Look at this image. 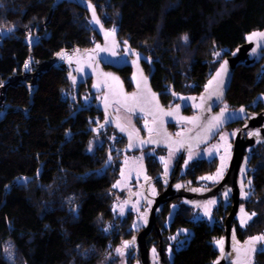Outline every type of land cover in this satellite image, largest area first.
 <instances>
[{"label":"trees","instance_id":"trees-1","mask_svg":"<svg viewBox=\"0 0 264 264\" xmlns=\"http://www.w3.org/2000/svg\"><path fill=\"white\" fill-rule=\"evenodd\" d=\"M91 1L108 29L115 26L118 37L151 58L156 69L153 84L161 86L168 81L179 91L186 87L185 78L191 82L192 92L202 91L216 67L209 63L214 51L221 50L224 57L244 42L246 33L264 28V0ZM51 2L0 0V26L9 23V30L14 32L0 44V83L27 58L29 45L22 40V33L28 30L26 22L42 27ZM88 16L73 4H59L46 26L49 38L33 54L48 60L61 47L92 45L91 39L98 37ZM261 63L234 70L224 100L229 106L246 104L264 92ZM50 77L35 95L29 111L20 108L0 123V264H99L108 246L132 231L126 219L117 222L113 217L112 165L100 176H80L100 166L105 152L87 151L89 136L84 132L68 139V125L80 130L86 116L79 113L69 117L72 110L67 100L61 99L58 88L67 85L64 75L56 72ZM20 92L23 96L15 97L23 101L27 91L22 87ZM263 107L257 102L249 109L258 112ZM251 150L246 180L251 183V191L245 212L254 211L256 215L244 227L234 218L232 226L240 241L264 233V143L253 145ZM40 161V176L19 184L22 177L35 176ZM218 205L213 224L203 219L193 221L186 207L174 215L163 233L186 226L192 232L186 243L173 251L171 264H212L218 260L220 250L213 241L222 237L225 215L231 206L230 202ZM167 209L165 204L162 217ZM158 221L162 223L160 218ZM111 223L113 228L108 229L106 225ZM152 232L158 237L155 227ZM8 242L12 254L8 253ZM254 259L253 264H264V253L256 252Z\"/></svg>","mask_w":264,"mask_h":264},{"label":"water","instance_id":"water-1","mask_svg":"<svg viewBox=\"0 0 264 264\" xmlns=\"http://www.w3.org/2000/svg\"><path fill=\"white\" fill-rule=\"evenodd\" d=\"M73 4L79 9L85 11L90 16V24L99 38L88 47H76L72 51L68 52L66 49H60L53 54L48 60H45L41 67L45 70L51 66L55 68L65 69V79L68 84L75 89V96L73 98L74 103L77 105L76 109L72 111L69 117H74L76 112L86 109L90 106H94L101 110L106 117V120L101 121L97 125H91L87 128L88 131H92L94 134H98L106 127L116 128L120 134L126 139V144L122 147L115 149V152L111 154V149L107 150V156L104 162L92 169H88L80 174L82 177L89 176L92 173H96L98 176L104 174L112 164V158L116 152L126 151L132 152L141 149H145L151 146H158L181 152V157L187 150H193V148L204 146L222 130L226 125L236 123V121H245L243 125L236 127V130L232 136V143L228 146V150L231 153L229 164L226 169V173L223 177L217 181L213 186L206 187L205 189L194 188L193 185L182 190L181 185L177 187V183L168 185L160 194L154 197V201L145 218V225L131 237V241L134 242V247L137 248L138 257L141 264H150V252L149 245L147 243V236L153 231L155 227L158 233V253L160 258V264H165L164 254L162 250V235L159 226L156 223L157 214L162 208V205L171 201L174 198H181L184 205L188 207H196L197 204L209 201L210 199H217L222 193L228 191V195L231 197V203L229 211L226 213L224 221V232L222 240L224 241L223 249L218 260L212 264H231V262H242L249 255L251 249L246 242L255 235L244 238L241 243H238L233 237V220L236 214H243L241 209H244L243 205H240V187L245 185L248 179V163L249 155H247L248 147L264 143V107L258 111H252L250 106L261 102L264 105V92L257 93V96L246 104H241L235 108L218 107L219 104L224 102L226 93L231 86V81L234 75V70L238 66L253 67L260 63L264 59V39L260 37H254L251 41L248 39L253 33L264 32L263 29H254L244 35V42L229 51L227 55L222 58V61L218 67L212 72V75L206 82L205 90L199 94L191 95H178L169 90V93H173L179 98V101L174 105L165 108L162 106L159 94L155 92L151 86V76L153 75L155 66L151 58L147 55L139 53L136 49L131 47L130 43L114 35L105 37V32H112L102 22L97 8L91 0H52L49 11L47 13L45 24L49 23L50 18L61 3ZM89 5L95 9L96 18L100 23H93V12L89 8ZM15 29V27H13ZM9 34V29L0 30V44L1 39ZM50 34L48 33L46 37ZM37 38H33L26 42L29 45V49H32L37 43ZM99 48H106L107 51H99ZM118 49L123 50L122 53L118 52ZM68 53V54H67ZM62 54V55H61ZM61 64L59 65V63ZM142 63H146L150 66V72L147 74L142 66ZM109 66L108 69H104V66ZM222 65H226V71L222 74L223 84L220 86V95H214L216 85L211 88L207 87L208 82L216 76V73L221 69ZM128 67L131 69L129 80L133 86L131 90H127L124 81L119 74L118 70ZM78 68H82V71H77ZM109 77H115L116 80H111ZM75 78V79H73ZM91 78L90 89L92 92H103L102 101L90 103L84 107L77 103L78 85L84 83L86 79ZM15 76L8 78L5 86L15 85ZM146 80V84L144 81ZM140 84V88H137V84ZM98 85V87H95ZM153 94L155 99H153ZM133 97L132 100L124 101V97ZM117 101H120L117 103ZM118 105L124 111L131 114H144L152 119V126L154 127V133L146 136H140L137 134L127 123H125L113 110V104ZM179 106V111L174 112L172 116L164 115V112L173 111ZM190 107L197 110V113L192 115H186L183 113L184 108ZM132 108L134 110L130 111ZM163 110L161 112L160 110ZM224 116L221 117V123L218 127L209 129V124H214V117L220 116L224 111ZM243 109V111H241ZM186 118L184 122L190 120L193 117L199 119L190 124L188 131L182 132L180 135H174L168 130L169 123H179L180 118ZM188 123V122H187ZM119 124L125 131H120L117 127ZM103 125V127H101ZM66 136H70L69 130L66 132ZM131 133V140L129 134ZM145 141V143H140ZM151 141V142H148ZM109 157L111 158L109 160ZM180 162V161H179ZM32 177H22L18 180L19 184H25L29 182ZM191 184V183H189ZM147 185V183H146ZM146 198L149 197L145 192ZM264 245L258 244L257 247ZM237 248H248V253L237 252ZM261 253V252H257Z\"/></svg>","mask_w":264,"mask_h":264},{"label":"rangeland","instance_id":"rangeland-1","mask_svg":"<svg viewBox=\"0 0 264 264\" xmlns=\"http://www.w3.org/2000/svg\"><path fill=\"white\" fill-rule=\"evenodd\" d=\"M78 16L79 18H83V19L87 18L86 15H78ZM88 17L90 22V16ZM26 23H27L25 24L27 25L26 28H28V30L26 31L27 34L32 35L35 29L38 28L39 30L44 28L41 27V24L39 23H36L34 27L33 24L31 25V23L29 22ZM7 24L9 23H5V24L3 23L2 26H0V30H6L7 28L9 29ZM45 25H48V23ZM109 28L113 31L115 30L116 27L111 26ZM48 33L50 34L49 29L43 30V34L47 35ZM32 39H33V35L30 36V38H28V40H32ZM96 41L97 38L91 39V43H94ZM222 53L223 52L221 50H215L209 63L211 64L213 63V65H216L217 67L218 64L222 61L223 58ZM261 61L262 63L259 66V70L260 72L261 71L264 72V59H262ZM215 68H213V70H215ZM127 83L129 82L127 81ZM167 83H168V87L170 88L171 83L168 81ZM184 86L186 87L184 89H181V91H183L186 94L190 93L192 89L190 87L191 82L187 78L184 79ZM68 92H70L68 85L63 86L62 95L64 98L65 97L68 98V100L71 102L75 95L73 91H71L70 94ZM81 94H82L81 95L82 103H87L90 100L100 98V94L93 95L91 92L89 93V91L87 90H82ZM220 106L230 107L228 105L227 100L224 101ZM70 108L72 107L69 106V109ZM114 111L125 123H127L135 131L141 130L143 124L147 120L144 116L129 114L120 107H114ZM88 120L90 121V123L93 122L91 118H88ZM236 127L238 126H225L224 129L215 137V139L212 142L204 145L203 148L193 149V151L188 152L183 160L182 171L184 170L185 166H189L190 164L189 162L192 160L189 159L190 155L192 157L193 154H195L192 158L207 157L209 162H205L204 165L194 168L195 171L199 172L198 183L203 186L214 185L215 183H217V181H219L226 173L225 171L228 167L229 159H230V154L226 150V146L229 144L231 140H233L232 136L236 130ZM185 128H187V125L181 123L178 124L177 127L173 129V131L178 134L181 133V129H185ZM123 144H124V139L120 135V133L114 128H108L106 131L100 133L99 135H90L87 139L86 150L93 153L96 152L97 149H101V151L105 152V156H107L106 150L108 148H111L113 146L121 147L123 146ZM249 153H250L249 155L251 156L252 153L251 148H249ZM176 155H177L176 152H174L173 150H162V149L157 150L154 148H150L146 150H139L136 152L133 151L123 152L114 159L113 164L110 168L111 171H109L110 173L114 174V180L111 185V190L114 194V198L112 201L113 217L114 219L117 220V222L126 219L128 222L127 223L128 228L130 229V231L131 230L132 231L130 232V236L126 238H122L120 241H118L117 244H113V245L110 244L108 246L106 253L102 258V261L99 264H141L139 257L136 256L133 250L131 251V248L133 247L132 246L133 242L131 241V233L135 231L137 233L145 225V218L151 207L150 205H152L153 201L151 200H150L151 202L146 201V198L142 195L141 191L139 190V185L140 183H142V180L145 177L156 174L154 169H156L158 172V170H161L160 167H162L163 171L165 172V162H167V172L169 170H172L176 165V161L178 160ZM222 157L224 163L222 176L218 177L215 181L201 179V177L213 176L217 173V170L220 169L221 167ZM157 161H161L162 166ZM186 161L187 164L185 163ZM118 181L120 182V186L114 188L113 185L117 184ZM250 186L251 183H249L248 180L245 185L240 187V193H239L240 202L244 204L247 203V200L250 197V191H251ZM158 188H159L158 186H154L152 184L150 188V194L152 196H156L158 193ZM243 193H248L247 198L243 197ZM209 201H215V203L209 204ZM209 201H206L205 203H199V205L197 204L196 208L195 207L189 208L188 210L189 218H191L193 221L203 219L207 221L209 224H213L215 221H217V218L214 215V210L219 206L218 204L220 203L222 205L227 206L226 204L229 202V199L225 197L224 200H218L217 198V199H210ZM205 206H208L207 210H209L210 215H205V211H206ZM167 208L168 209L166 210L164 217H162L164 211H161L158 217L162 220V223H164L165 225L164 227H167L168 229L172 218L176 213L180 212V209L183 208V205L178 198H175L172 200L171 203L167 205ZM162 209L164 210V208ZM245 213L251 215L252 213H254V211L245 212ZM243 216L244 213L242 215L241 214L237 215L236 220L238 221L237 224L239 226H240L241 218ZM112 225L113 223H111V225L107 224L106 226L108 227V229H110L113 228ZM232 227H233V232L235 234L236 228L234 226ZM191 232L192 229H190L189 226H186V227H179L174 231H169L164 234L163 251L165 257V264H171L173 251L183 246L186 243V239L191 235ZM173 237H175V239H173ZM234 238L238 243H241V241L235 235ZM220 240H222L221 235L219 237H215L213 241L215 247L219 250H220V246H218L216 242ZM125 242H129V246L127 248L124 247ZM6 247L7 249H9L8 253L12 254L11 253L12 250H10L11 248L10 242H8ZM117 249H121L123 254L117 252ZM153 249H155V255L153 253ZM149 252H150V264H160L158 246L152 243L149 247ZM254 258H255V253L253 254L250 251L249 255L245 258V260L239 263L234 262L233 264H253L255 261Z\"/></svg>","mask_w":264,"mask_h":264},{"label":"flooded vegetation","instance_id":"flooded-vegetation-1","mask_svg":"<svg viewBox=\"0 0 264 264\" xmlns=\"http://www.w3.org/2000/svg\"><path fill=\"white\" fill-rule=\"evenodd\" d=\"M47 25L44 24V28L42 29H35L32 33L33 35V38H37L39 39L38 40V43L32 48V49H29L28 47V55H27V58L24 60V62L22 63V66L19 68V67H15L13 70H12V73L8 75L7 79H4L2 81V83H0V123H2L11 113H16L20 108L24 111V112H27L30 110L32 104H33V99L35 97L36 94H39V92L41 91V88H42V85L46 83L47 79H51L48 78V75H53V74H56V72L60 75H65V69H60V68H55L54 66H51L49 69L45 70L41 67V64L44 62V60L46 59H41L40 56H37L35 54H33V51L35 50V48L37 47H42L43 48V41H45L46 39H48L45 35L43 34V30H46V27ZM22 31V30H20ZM12 33V34H11ZM13 31H9V34L7 36H4L1 41L3 42V40L5 38H11V36H13ZM24 34L23 37H22V40L23 42L26 44V42H28V38H30V36H32L31 34H27L26 32L25 33H22ZM50 36V35H49ZM45 37V38H44ZM15 38H18V35L15 36ZM99 40V38H97V41ZM90 46V45H89ZM88 47V46H87ZM76 48V47H74ZM74 48H71V47H61L60 49H66L68 52L72 51ZM59 49V50H60ZM58 51V50H57ZM56 51V52H57ZM118 52L119 53H122L123 50L121 49H118ZM54 54V53H53ZM68 54V53H67ZM53 56V55H52ZM50 56V57H52ZM49 57V58H50ZM25 64L28 65V67L26 68L25 67ZM61 64V62L59 63V65ZM142 66L145 70V72L148 74L150 72V66L146 63H142ZM109 66L105 65L104 66V69H108ZM119 74L121 75L123 81H124V84L127 88V90H131L133 88L130 80H129V75L131 73V69L128 68V67H124L120 70H118ZM156 72V69H154V72H153V75L155 74ZM153 75L151 76V86L153 88V90L155 92H160L159 94V99H160V102L162 104L163 107L165 108H168L172 105H174L175 103H177L179 101V98L176 97L173 93H176L178 95H191V94H199L201 93L203 90H205V87H206V83L204 84L205 87L202 89V91L200 92H190V93H184L183 91H179L177 90L175 87H173V85L171 84L170 88L168 87V84L167 83H163L161 84V86H155L152 82V78H153ZM11 76H15V79L14 81L16 82L15 85H9L11 87H7L5 86V88H3V86L5 85V83L7 82L8 78L11 77ZM65 78V77H64ZM53 80V79H52ZM66 80V79H65ZM59 81V79L55 80V82ZM127 81L129 83H127ZM208 81V80H207ZM67 82V80H66ZM90 84H91V78H88L85 80L84 83H81L78 85V92H77V103L84 107L90 103H95V102H99V101H102V98H103V92H99V93H95V92H92L91 89H90ZM67 85H68V88L71 91L74 92V95H75V89L73 87H71L68 82H67ZM24 87L27 91V97L25 100L23 101H20L18 100L15 95H18V97H22V93L20 92L21 88ZM59 92H60V95H61V99L62 100H67V105H68V109H69V106L72 107L70 108L72 111H74L77 107V105L74 103V100L72 99V101L70 102L68 100V98H64L63 95H62V92H63V85H59ZM82 90H87L89 91V93L91 92L93 95L95 94H100V98L98 99H93V100H90L89 102L87 103H82L81 101V91ZM169 90H171L173 93H169ZM70 92H68L70 94ZM17 99V100H16ZM171 99V101H170ZM223 103V102H222ZM221 103V104H222ZM221 104H219L218 107L220 108H224L222 106H220ZM113 107V110H114V107H119L118 105H116L115 103L112 105ZM228 107V106H226ZM236 107V106H235ZM233 107V108H235ZM229 108H232L231 106ZM71 111V112H72ZM115 112V111H114ZM85 114L86 116V120H85V124H84V127L80 130H74L71 128V125H68L69 128H67V130H69V133H70V136L68 137V139L70 137H72L73 135H77L79 134L80 132H84L86 135L90 136V135H99L100 133L106 131L108 128H114V127H106L104 130H102L101 132H99L98 134H94L92 131H88L87 128L91 125H97L98 123H100L101 121H104L106 120V117H105V114L99 110L98 108L94 107V106H90L86 109H82L78 112H76L75 116L77 114ZM116 113V112H115ZM183 113L186 114V115H192V114H195L197 113V110H195L194 108H190V107H186L184 108L183 110ZM117 114V113H116ZM131 114V113H129ZM135 115H138V116H144L147 120L146 122L143 124L142 126V129L141 130H138V131H135L132 127V129L137 133L139 134L140 136H146L148 134H151V133H154V127L152 126V119L144 114H135ZM90 116V117H89ZM73 117V118H74ZM88 118H91V120L93 121L92 123H90V121L88 120ZM97 120H96V119ZM96 121H95V120ZM181 123H184L187 125V128L185 129H181V133L184 132V131H188V129H190V124L187 123V122H179V123H169L168 124V130L173 133L174 135H177V133H175L173 131V129H175L177 127L178 124H181ZM245 123V121H236V123H232V124H229V125H226V126H240V125H243ZM116 129V128H114ZM149 129H152V131L150 132ZM117 130V129H116ZM223 130V129H222ZM221 130V131H222ZM118 131V130H117ZM173 131V132H172ZM220 131V132H221ZM119 132V131H118ZM219 132V133H220ZM120 133V132H119ZM180 133V134H181ZM218 133V134H219ZM217 134V135H218ZM121 135V134H120ZM216 135V136H217ZM122 136V135H121ZM215 136V137H216ZM123 137V136H122ZM215 137L212 139V141L215 139ZM124 139V144L123 146L126 144V139L123 137ZM210 141V142H212ZM233 140H231L229 142V144L226 146V150L229 152L230 156H231V153L230 151L228 150V146H230V144L232 143ZM209 142V143H210ZM208 144V143H206ZM204 144V145H206ZM122 147V146H121ZM204 146H201V147H197V148H193V149H199V148H203ZM252 146L248 147V151H247V155H249V148H251ZM118 148V147H111V148H108V149H111V154H113L115 152V149ZM150 148H154V149H162V150H170V149H167V148H163V147H158V146H151V147H147L145 149H141V150H146V149H150ZM107 149V150H108ZM107 150H106V155H107ZM139 151V150H137ZM190 151H193V150H187L186 153L183 155V157H181V152L179 151H175L176 152V156L178 158V160L176 161V165L175 167L172 169V170H169L167 172V175H165V172L163 171V168H161V170H155V173L154 175H149L147 177H145L143 180H142V183H140L139 185V190L141 191L142 195L146 198L145 196V192L146 194L149 196L146 198V201L147 202H151V201H154V197H156L158 194H160L168 185H171V184H175L177 183L178 185H181V189L184 190L188 187H191V185L194 186V188H197V189H205L206 187H210V186H213V185H206V186H203L201 184L198 183V178H199V172L198 171H195L194 168L195 167H200L201 165H204L205 162H209L208 158L205 157V158H200V157H194L192 158V160L189 162V166H185L184 167V170L182 171V166H183V160L184 158L186 157L187 153L190 152ZM123 152H126V151H121V152H116L115 155L113 156L112 158V164H113V161L114 159L121 153ZM133 152H136V151H133ZM195 154H193L194 156ZM192 156V157H193ZM250 156V155H249ZM180 161V162H179ZM161 166H162V163L161 161H157ZM111 164V165H112ZM42 165H43V162L40 161L39 162V166L37 168V171L36 173L34 174L35 176H31V175H28V176H24V177H32L33 179L35 178H38L42 172ZM153 172V171H152ZM35 177V178H34ZM17 178V177H16ZM147 183V185H146ZM191 183V184H189ZM154 185V186H158V193L156 196H152L150 194V188H151V185ZM216 184V183H215ZM214 184V185H215ZM228 191L222 193V195L218 196V200H224L225 197L229 199V202L231 203V197L227 194ZM240 193V192H239ZM175 199V198H174ZM182 205H183V208L180 209V212L181 211H184L185 210V207L189 210V208H194V207H188L186 205L183 204L182 202V199L179 197L178 198ZM151 200V201H150ZM171 201H167L165 202L163 205H162V208L165 207V204H169L171 203ZM229 202L227 204H229ZM205 203V202H203ZM226 204V205H227ZM199 205V204H198ZM240 205H243L244 206V213H245V204L240 202ZM151 206V205H150ZM149 206V207H150ZM197 206V205H196ZM160 209L158 214H157V219H156V223L157 225L159 226V229H160V232H161V235H162V250L164 249V234L167 233L165 231V233H163V231L165 230L166 227H164V223H159L160 221H158V216L159 214L161 213V211L163 209ZM196 208V207H195ZM148 211V210H147ZM237 215L239 214H236V217ZM159 224H162L159 225ZM157 234V233H156ZM235 235V234H234ZM150 240H151V244H155L158 246L159 244V239L158 237H155V234H153V232L150 233ZM234 238V237H233ZM235 239V238H234ZM243 240V239H242ZM241 240V241H242ZM158 241V242H157ZM158 243V244H157ZM133 247L131 248V251L133 250V252H135L136 255H138V252H137V248L134 247V242H133ZM163 254H164V251H163ZM164 261H165V257H164ZM231 264H233V262H231Z\"/></svg>","mask_w":264,"mask_h":264},{"label":"snow or ice","instance_id":"snow-or-ice-1","mask_svg":"<svg viewBox=\"0 0 264 264\" xmlns=\"http://www.w3.org/2000/svg\"><path fill=\"white\" fill-rule=\"evenodd\" d=\"M89 8L92 9V12H93V23H100V21L96 18V15H95V9L92 7V5H89ZM11 31V29L9 30ZM110 35H114V30L112 32H105V37L107 38L108 36ZM254 37H260L261 39H264V32H261V33H253L252 35H250L248 37V39L251 41ZM97 49L99 51H107L108 49L106 48H99V46H97ZM62 55V54H61ZM25 67L27 68L28 65L25 64ZM77 71H82V68H78ZM226 71V65H222L221 66V69L216 73V76L213 77L212 80H210L208 82V86L209 88H211L214 84L216 85V89L214 91V95H220V86L223 84V79H222V74ZM75 79V78H73ZM109 79L111 80H116L117 78L115 77H109ZM144 83L146 84V80L144 81ZM95 87H98V85H96ZM137 88L139 89L140 88V84L138 83L137 84ZM153 99H155V95L153 94ZM133 97H127L125 96L124 97V101L127 102L129 100H132ZM120 101H117V103H119ZM130 111L134 110L132 108L129 109ZM161 112H163V110L161 109L160 110ZM179 111V106H177V108L173 111H169V112H164L163 114L164 115H167V116H172L174 114V112H178ZM226 111V109L224 111L221 112L220 116L218 117H214L213 120L215 121L214 124H209V129L211 128H215V127H218L219 124L222 122L221 121V117L224 116V112ZM241 111H243V109H241ZM186 118H183L181 117L180 120L183 122ZM199 118L198 117H193L191 118L190 120H187L188 123H193L195 122L196 120H198ZM101 127H103V125H101ZM117 127L120 129V131H125L124 128H122L119 124H117ZM149 131L151 132L152 129H149ZM177 135H180V133H178ZM132 136H131V133L129 134V139L131 140ZM148 142H151V141H148ZM140 143H145V141H140ZM111 158L109 157V160ZM189 159H192L191 155L189 156ZM222 159V163H221V167L220 169L217 170V173L213 176H205V177H201V179L203 180H212V181H215L218 177L222 176V173H223V168H224V163H223V157L221 158ZM187 164V161L185 162ZM123 175V173H122ZM165 175H167V162H165ZM250 183V182H249ZM120 186V182L118 181L117 184L113 185V187H119ZM177 187H180V185H177ZM248 196V193H243V197L244 198H247ZM215 201H209V204H214ZM206 207V211H205V215H210V212L209 210H207V207L208 206H205ZM241 212L243 213L244 212V209L242 208L241 209ZM123 214V213H122ZM256 214L255 213H252L251 215H248L247 213H244V216L241 218V221H240V226L241 227H244L248 224L249 221L252 220V218L255 216ZM173 239H175V237H173ZM218 246H220V249H221V252L224 251L223 249V244H224V241L223 240H220V241H217L216 242ZM246 244L249 246V248L251 249V253H256V252H261V253H264V246L262 247H257L258 244L260 245H264V234L262 235H258V236H254V237H251L247 242ZM129 246V242H125L124 244V247L127 248ZM236 251L239 253V252H245V253H248V248H237ZM117 252H120L121 254H123L122 250L121 249H117ZM153 253L155 255V249H153ZM218 264V262H217Z\"/></svg>","mask_w":264,"mask_h":264}]
</instances>
